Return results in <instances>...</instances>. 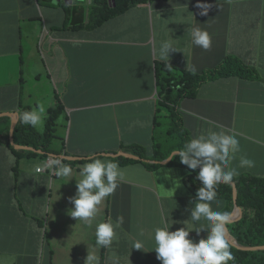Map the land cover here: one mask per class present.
I'll return each mask as SVG.
<instances>
[{"label":"crops","instance_id":"obj_1","mask_svg":"<svg viewBox=\"0 0 264 264\" xmlns=\"http://www.w3.org/2000/svg\"><path fill=\"white\" fill-rule=\"evenodd\" d=\"M94 2L72 0L58 3L75 6L73 15L67 20L63 7L57 8L59 5L56 6L52 0H0V69L4 64L14 62L11 84L0 89V117L6 114V122L0 124V130L4 131L6 142H9L17 127L9 114L22 107L23 96L28 98L33 93L37 96L39 81L34 75L46 65L54 86L64 95L63 118L78 121L93 118L95 123H102L101 128L106 124L116 137L120 136L122 129L147 130L143 136H150V143L141 144L134 134L124 147L120 141L105 144L97 135L88 145L78 143L72 153L77 156L102 152L132 154V147H141L146 154L137 158L142 161L131 160V163L120 167H143L150 175L151 183L143 184L137 180L140 183L137 184L126 181L124 177L123 183H119L116 191L99 206L93 224L84 227L71 222L67 215L69 197L75 194V181L56 183L51 196L44 192L30 197L32 189L39 192L40 188L35 184L28 185L24 180L20 182L18 175L9 169V151L0 149V242L18 241V248L23 249L16 252L12 264H17V259L30 248L33 234L43 238L36 225L29 237H24L27 232H23L26 220L23 206L33 210L36 218L49 223L46 236L48 229L57 221V207L62 206L70 231L65 230L62 236H47L41 252L49 264H56V257L65 258L62 252L65 243L61 241L69 232L82 241L87 239L86 232L90 234L87 242L77 244L76 249L84 252L75 264L84 262L88 250L99 256L101 264L105 248L94 247L95 223L108 218L115 221L117 216L124 217L116 236L125 233L138 235L147 231L152 238L155 227L164 225L172 231L178 226L184 227L183 222L189 220L195 200L184 180L196 177L197 172L189 170L180 161L176 167L171 166L179 157L168 158L173 151L182 148L177 146L164 151L167 156L162 149L168 145L175 130L161 132L157 138L156 131L177 129L180 137L181 134L186 135L185 139L181 137L184 145L203 127L219 125L230 129L242 144L236 160L243 155L255 161L254 168L239 169V172L251 173L256 179L264 180V0H152L99 30L90 31L88 16L94 9ZM198 2L212 5L206 16L199 15L201 10L195 7ZM86 6L91 7L89 12L84 9ZM39 24L43 29L36 42L31 40L35 35L28 25L34 27L33 32H38ZM191 27H200L209 33V49L204 50L191 43ZM92 35L99 39L90 40ZM169 37L177 50L169 54L171 67L159 59L160 43ZM228 57L240 59L254 69L255 74L247 80L222 78L207 82L199 88L195 99L186 100L179 99V92L183 90L180 83L175 82L180 91L173 86L171 91L166 82L168 78L171 81L182 79L184 73L208 74ZM24 58L29 60L24 62ZM101 60L108 61L111 68H101ZM160 64L166 67L162 72L164 76L158 78L156 67ZM158 97L166 101L171 111H176L174 120H171L172 113L166 107L152 103ZM141 101L149 103L140 105L138 102ZM44 102L48 106L56 102L52 90ZM159 112L163 113L160 125L156 127L155 117ZM156 158L164 160L157 161ZM155 166L159 167L152 170ZM216 193L213 210L228 211L232 215L227 226L228 237L259 246L255 256L264 264V200L244 197L237 203L241 214L235 208L234 200L229 199L227 189H216ZM242 203L248 208L243 210ZM245 217L247 221L242 223ZM199 223L207 224V221ZM203 233L206 237L207 233ZM154 247L152 239L146 251L134 256L135 264H161ZM37 250V256H40ZM238 263L249 264V261L241 257Z\"/></svg>","mask_w":264,"mask_h":264},{"label":"clouds","instance_id":"obj_2","mask_svg":"<svg viewBox=\"0 0 264 264\" xmlns=\"http://www.w3.org/2000/svg\"><path fill=\"white\" fill-rule=\"evenodd\" d=\"M62 1L68 2L72 0H60V2ZM52 2L56 6L60 3L57 0H52ZM65 5L60 4L57 8L63 7L65 11L64 17H67L68 20L73 15L75 6L70 3H65ZM109 6L115 9L116 0L115 5L109 3ZM195 7L201 10L199 15L206 16L212 5L198 2ZM100 28H90V31H96ZM189 36L193 45L204 50L210 48L211 36L206 30L200 27H191ZM170 52H177L171 37L162 40L159 47V59L167 62L168 67H171L169 64ZM229 58L238 59L235 57H228L227 59ZM24 59V62L29 60V58ZM224 63L212 69L208 74H197L194 76L202 77L204 79L203 84L216 81L210 79L211 74L213 71L222 68ZM241 65L244 67L241 75H233L223 79L239 78L247 80L255 74V70L243 61H241ZM48 72L46 65H44L42 71L35 73L34 77L39 81L37 96L33 93L26 99L21 98L22 107L16 112L9 114L10 118L14 119L17 127L16 129L14 128L13 134L10 135L9 142H6L4 131L0 130V149L9 151V169L13 174L18 175L20 182L24 180L28 185L35 184L34 186L39 187L38 194L46 192L51 196L56 183H63L65 180L75 181V194L69 197L67 215L71 222L85 227L86 224H93L97 217L99 206L106 197L111 196L116 191L119 183H121L120 181L124 179L125 170L120 166L131 163V160H135L132 158L139 157L134 151L137 147L131 148L132 154L121 152L120 155H113L111 152H102L95 155H74L72 150L78 143L88 145L97 138V135L105 143L104 138L107 135L105 130H110V128L106 124L104 128H101L102 123H95L93 118L80 121L63 118V93H60L54 86L51 75L49 77L52 87L44 85L38 77V75ZM156 74H158L157 67ZM220 79L222 78L217 80ZM203 84L198 87V90ZM50 90H52L56 102L52 106L47 105L48 113H46L44 94H47ZM33 97H37L38 100L34 101ZM195 97L192 99H195ZM158 98L159 103L163 104L158 105L170 110L166 106V101L162 97ZM26 101H29L30 104L24 107L22 103ZM174 106L175 108L177 107L176 105ZM59 108H62L63 112L57 115L55 112ZM162 113H157L155 117L156 127L160 125L158 123L161 120L160 116ZM4 122H6V114L0 117V124ZM19 127H23L26 134H31L33 140H38L40 149L36 150L16 144L15 137ZM43 129L47 131L44 132ZM59 129L61 130L60 135H58ZM99 130L102 131L100 132ZM2 143H4V147L1 145ZM20 148L30 150H22ZM21 152H32L40 155V157L37 159L25 158L19 160V153ZM240 152V141L230 129L213 125L201 130L185 142L181 150L173 151L168 158L178 156L182 165H185L189 170L197 172L196 177L186 178L188 185L186 183L185 185L195 195V200L192 202L194 206L190 209L189 220L183 222L184 227L178 226L179 228L175 231L164 225L155 227L151 240L147 231H143L138 235L125 233L123 237L117 239L116 230L123 225L124 217L117 216L115 221L108 218L95 223L94 247L97 249L105 248V251L102 250V256H106L108 253H115L116 256L114 258L118 264H135L134 256L137 253L146 251L152 239L156 258L161 264H239L241 257L248 260L249 264H261V260H258L255 256L259 246L252 245L253 243L251 242L241 243L238 240H232L233 237H228L227 226L232 221L231 213L228 211H214L212 208V202L217 195L216 189L225 188L228 190V188H231L232 201L234 200L235 208L242 214L237 205L240 202L239 187L234 182V178L239 176V169L254 168L255 161L241 155L236 166H232L233 161L237 159V154ZM29 160H38L39 164H44V167H36L35 176L19 168L22 162ZM219 184L222 185L218 186ZM17 188L20 189V187ZM251 190L260 199L264 200V180L257 179L256 186ZM242 208L243 210L245 209L243 206ZM202 220L207 221V224H200L199 222ZM27 221V218L26 220L24 219L23 232H26L24 227ZM36 222V226L43 233L42 239L44 240L49 223L47 221L45 224L39 221ZM189 222H191V227H189ZM203 232L207 233L206 237ZM197 240L199 241L197 242ZM240 245L244 248H241ZM240 254H249V256L243 257ZM104 262H106L105 259ZM84 264H100V258L97 254L88 250Z\"/></svg>","mask_w":264,"mask_h":264},{"label":"rangeland","instance_id":"obj_3","mask_svg":"<svg viewBox=\"0 0 264 264\" xmlns=\"http://www.w3.org/2000/svg\"><path fill=\"white\" fill-rule=\"evenodd\" d=\"M90 8L91 7L86 6L84 9L87 12H89ZM28 28L35 35L31 40H35L36 42L39 41L41 33H42V29H43L42 26H40V24H39L40 30L38 32L32 31L34 29L33 26L28 25ZM45 36L48 37L49 35L46 34V32H45ZM89 39L95 40V39H99V37L92 35L89 37ZM13 64H14V62L10 61V62L4 64L2 69H0V89H3L6 86L11 84V81H12L11 68H12ZM99 65L101 68H104V69L107 67L111 68V64L106 60H101L99 62ZM38 77L40 78V81L44 85H48L49 87H52V83H51V80L49 77V72L44 73V74H40V75H38ZM24 99H26V98H24ZM32 99L34 101L38 100L37 97H33ZM138 103L140 105H146L149 102L148 101H141ZM152 103L160 104L158 98L153 99ZM204 129H205L204 127L199 129V132L201 130H204ZM173 130H175V131L171 135L168 145L162 149L163 152L168 150V149L177 147V146L180 148L183 147V142H182L181 137L178 135L179 133L177 132V129H162V130L156 131L155 137L157 138V135L161 132L173 131ZM43 131L46 132L47 130L43 129ZM99 131L101 132L102 130H99ZM111 132H112L111 130H105V133L107 134L104 138L105 143L117 144V142L120 141L122 143V145H124V147H127L128 140L132 139L134 137V134H135V138L137 139V141H139L141 144L150 143V136L149 137L143 136V135L147 134V130H123L122 129L119 137L112 135ZM60 134H61V130L59 129L58 135H60ZM1 145L4 147V143H2ZM240 146L242 148L241 141H240ZM134 151L141 154V155L146 154V151H144L143 149H140V148H136ZM164 155L167 156V152H164ZM237 163H238L237 160L233 161L232 166H236ZM38 166L44 167V164H39L38 160H29V161L22 162L19 168L24 169L30 175L35 176V169ZM139 169H141V170H139ZM124 170H125V180L126 181L135 182L137 184L151 183V179L149 177L150 175L141 166H133V167H130V168L124 169ZM137 180H141V182L139 183V182H137ZM122 181H120V182L123 183ZM234 182L237 183L238 187H240L242 189H244V188L252 189L256 186L257 179H256V176H253L251 173H241L240 172L239 176L234 178ZM184 183H186V179L184 180ZM221 185L222 184H219V186H221ZM42 190H43V186H42ZM233 193H235V191H233ZM29 194H30V197H33L34 195L38 194V191L35 189H32ZM36 201H39V198H37ZM22 206H23V204H22ZM23 212L25 214V217L28 219L27 224L24 227L27 234L24 237H29L30 231L34 229V226L37 223L36 221H39L42 224H45V221L42 219L36 218L33 215V210H29L25 206H23ZM56 217H57V221H55L54 226L50 227L48 229V237L62 236L64 234L65 230L70 231V226L68 224V221L63 215L62 206L57 207ZM86 233H87V239H85L83 241L81 239H78L77 237H73L70 232L64 236V238L61 242L65 243V246L62 250L65 258L64 257H56V260H57L56 264H65V260L67 261V264H75V261L79 260L78 256L81 255L84 252V250L76 249V246H77V244H80L81 242H87L89 240L90 234L88 232H86ZM148 234H149V238L151 240V233L148 232ZM40 237L41 236L36 234V233L33 234V238L31 240L30 248H28L24 252L25 253L24 256H21L19 259H17V261H18L17 264H34L35 262H43L44 264H49L48 258L44 256V252L43 251L41 252L42 246L45 245L47 242V238H46V236H44V240H43ZM37 249H39L40 256H37V254H38ZM22 250L23 249L21 247L18 248V241L1 242V244H0V264H12V261L15 258L16 252L22 251ZM110 256L115 257L116 254L112 253ZM79 264H84V262L79 263Z\"/></svg>","mask_w":264,"mask_h":264},{"label":"trees","instance_id":"obj_4","mask_svg":"<svg viewBox=\"0 0 264 264\" xmlns=\"http://www.w3.org/2000/svg\"><path fill=\"white\" fill-rule=\"evenodd\" d=\"M150 1L152 0H116V8L112 9L109 6L108 0H95L94 9H92L91 13H89V16H88V18H90V22H89L91 26L90 28L98 29L102 27L105 23L109 21L111 22L112 20L121 17L122 15L126 14L127 12L141 5L149 4ZM243 70H244V67L241 65V61L239 59L229 58V59H226L224 66L222 68L218 69L217 71H213L210 79L217 80L219 78L230 77L233 75H241ZM157 71H158V74H157L158 78H160L161 76L163 77L164 74L162 72L165 71V66L163 64L157 65ZM168 75L171 76V74L169 73ZM166 82L169 85L171 91L173 90V87L177 89L178 91H180V86H183V90L179 92L180 93L179 99L185 100V99H192L193 97L196 96L198 87L201 84H203L204 79L200 76H194L188 73H184V77L182 79H179V80L175 79L174 81H171V79L168 78ZM175 82L180 83V86H177ZM162 95H163V92H162ZM46 96L47 94H44V98H46ZM24 98L26 97L23 96V99ZM29 104L30 102L26 101L23 103V106L27 107ZM162 105H158V106L161 107ZM45 110H46V113H48L47 105H45ZM169 111L170 113H172L171 120H174L176 116L175 115L176 111H173V110L172 111L169 110ZM62 112H63V109L59 108L57 112H55V114L60 115ZM50 115H51V112H50ZM181 137L185 139L186 135L181 134ZM15 140H16L17 145L34 148L36 150L40 149V146L38 145V140H33V136L31 134H26L23 127H19ZM137 148H140V147H137ZM140 149H143V148H140ZM136 154L139 157L141 156V154L137 152ZM19 156H20L19 160H22L25 158L37 159L40 157V155L34 154L32 152H21L19 153ZM156 160L162 161L164 159L156 158ZM177 162H179V158L175 159V161L171 163V166L176 167ZM158 167L159 166L152 167V170H155ZM190 183H192V181H190ZM228 190H229V199L232 200V196H231L232 189L228 188ZM238 194H239V201H242V199L247 196L254 200H262L256 194H254L251 189H248V188L242 189L239 187ZM242 206L245 209L248 208V205L246 204L242 203ZM246 219L247 217L244 218L242 223H245L247 221ZM123 235L124 234L116 236V237L117 239H120L121 237H123ZM230 250L233 251L232 248H230ZM110 255L111 254L108 253L106 256H104V259L106 260V262H104L103 260L101 264H118L116 262V259L114 257H111ZM240 255L243 257L249 256V254H240Z\"/></svg>","mask_w":264,"mask_h":264},{"label":"water","instance_id":"obj_5","mask_svg":"<svg viewBox=\"0 0 264 264\" xmlns=\"http://www.w3.org/2000/svg\"><path fill=\"white\" fill-rule=\"evenodd\" d=\"M109 3L115 5V0H109ZM20 149H22V150H30V149H25V148H20ZM132 159L139 160L137 158H132Z\"/></svg>","mask_w":264,"mask_h":264}]
</instances>
